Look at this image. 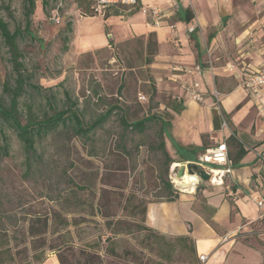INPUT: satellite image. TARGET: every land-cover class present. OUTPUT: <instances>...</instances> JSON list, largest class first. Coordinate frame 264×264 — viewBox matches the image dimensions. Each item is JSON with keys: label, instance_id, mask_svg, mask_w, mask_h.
I'll use <instances>...</instances> for the list:
<instances>
[{"label": "crops", "instance_id": "crops-1", "mask_svg": "<svg viewBox=\"0 0 264 264\" xmlns=\"http://www.w3.org/2000/svg\"><path fill=\"white\" fill-rule=\"evenodd\" d=\"M143 6L161 9L162 24L157 26ZM102 16L75 20L71 49L87 53L154 34L153 80L157 93L170 100L159 110L172 114L164 132L168 153L195 162L207 149L226 143L232 173L225 185L201 182L171 200L145 196L143 220L121 207L107 216L101 191L127 194L144 167L137 157L136 174L125 179L124 188L99 180L92 212L88 200L80 211L69 206L63 212L65 228L54 233L49 214L48 231L37 236L45 244L35 249L27 243L29 264H264V216L251 199L264 195V88L257 98L242 84L245 72L264 63V0H139L127 17ZM178 65L203 67L198 77L204 101L195 100L175 77ZM215 110L224 114L218 127ZM242 148L246 153L235 164ZM82 156L105 169L101 158ZM173 165L178 169L180 162ZM186 175L191 174L179 184ZM49 202L56 208L55 200ZM35 253L43 259L34 260ZM201 255H207L205 262Z\"/></svg>", "mask_w": 264, "mask_h": 264}, {"label": "rangeland", "instance_id": "rangeland-1", "mask_svg": "<svg viewBox=\"0 0 264 264\" xmlns=\"http://www.w3.org/2000/svg\"><path fill=\"white\" fill-rule=\"evenodd\" d=\"M25 4L26 0H0V16L11 31L17 27L25 29ZM116 10L127 17L133 9ZM86 17L89 16L81 12L75 0H36L30 27L35 38L29 33L18 38L28 81L19 98L21 120L26 122L29 109L43 118L74 103L85 123H90L116 108L89 136H76L68 121L67 126L59 125L38 138L31 152L26 151L10 125L0 123V226L8 229L11 237L21 238L35 213L44 214L52 208L49 201L66 185L64 170L68 163L81 165L82 155L89 152L104 154L121 150L119 143L123 135L127 137L126 149L139 151L144 165L139 173L140 181H134V185L147 191L151 198L167 195L163 180L170 181L172 168H166L161 150L152 151L149 147L151 142H156L152 137L158 131L159 121H151V128L142 138L125 127L122 120V114L128 122L147 115L172 118L169 112L159 110L161 102L168 104L170 100L157 93L152 63L147 61L149 57L154 59V36H135L111 47L79 53L71 49L73 28L77 18ZM14 79L10 51L0 37V102L6 105L10 103V94L4 84L7 80L14 84ZM140 94L146 99H140ZM142 140L143 144L136 148V143ZM16 249L14 253L23 247ZM22 257L19 254L17 259Z\"/></svg>", "mask_w": 264, "mask_h": 264}, {"label": "trees", "instance_id": "trees-1", "mask_svg": "<svg viewBox=\"0 0 264 264\" xmlns=\"http://www.w3.org/2000/svg\"><path fill=\"white\" fill-rule=\"evenodd\" d=\"M77 7L86 16L96 15L92 8L91 0H75ZM43 5L46 2L43 1ZM36 7V0H26L25 4V17L26 26L25 29L17 27L14 31H11L9 24L0 16V37L3 42L8 47L11 60L13 63V69L15 74L14 84H11L7 80L4 84V89L10 94V103L6 105L0 102V123L5 122L10 125L16 132L17 136L24 143V147L27 152L35 150V144L38 138L49 134L52 130L56 129L59 125L67 126V122L72 123V129L74 134L78 137H87L94 131L97 127L101 126L113 112L114 108L107 110L105 113L99 115L94 121L90 123H85L81 116L80 111L75 107L74 103H71L66 108L55 110L51 115H45L43 118H38L37 114L33 113L31 109L28 111V116L26 122L21 120V111L19 110V98L25 91V87L28 84L27 78L25 76V65L22 60V52L18 45V38L23 36L25 33L31 34L35 38V35L30 31L31 27V17L34 13ZM121 6H111L106 9L104 18H108L111 15H120L121 13L116 10ZM115 9V10H114ZM70 26V25H69ZM154 36V34H150ZM152 43V42H151ZM155 54L157 50L156 41L153 42ZM148 63H151L152 58H147ZM223 112L219 113L217 110L213 112V119L215 127L219 126L222 121ZM122 120L125 127L130 128L133 132L142 135V138L146 137L148 130L151 128V121H159L160 125L158 131L154 132L152 137L156 142H151L149 145L152 151L161 150L162 154L165 156V166L170 169L171 164L176 160L168 153L165 146V135L164 132L168 127V121L164 117H158L157 115H147L142 118H138L128 122L126 117L122 114ZM144 133L145 136H144ZM126 136L121 137V142L119 143L121 150H116L109 153H87L91 157L101 158L105 169L100 170L97 168L95 160L82 159L84 160L81 164H85L87 167L84 169L81 165L70 162L67 168L64 170L66 176V185L63 189L58 191V194L52 198L57 202L56 208L52 207L44 214L37 216L35 213L29 220L28 225L23 229L21 238L11 237L8 234V229L4 228L3 225L0 226V264H29L27 243L29 242L32 248L37 249V245L41 246L45 244V238L37 236H42L48 231V219L49 214L53 219L52 232H58L64 229L66 226V220L64 218L63 212L69 210V206H72L74 210H81L83 201H89V210L93 211V202L97 196L93 188L97 183L102 181V183H113L114 188L122 189L125 185V179L132 176V172H135L137 168V157H141L139 151H128L126 149ZM141 142L136 143L137 146H141ZM246 153L245 149H240L238 152V157L233 160L235 164L239 163L241 157ZM84 158V157H82ZM67 170L73 172V174H68ZM78 174L75 175V172ZM120 177V178H118ZM137 178V179H136ZM132 180V186L127 194L114 190L113 192L103 189L100 193L101 204H103V213L107 216H115L118 213L119 207L123 208L127 213L139 216L140 219H144L145 216V204L147 199L145 196H149V193L142 190L134 185V181L139 183L140 176H137ZM165 189L167 190L166 196H161L160 198H154L155 200L165 199L171 200L178 195V190L175 189L171 180H163ZM89 189V191H86ZM143 195L139 198L137 194ZM86 195V197L84 196ZM151 198V197H150ZM107 205V206H105ZM12 240L16 243L12 244ZM38 243V244H37ZM23 247V250L13 252L17 247ZM189 248V245H187ZM17 250V249H16ZM19 254H23L22 259H17ZM34 260L41 261L42 256L37 257V253L33 256Z\"/></svg>", "mask_w": 264, "mask_h": 264}, {"label": "built area", "instance_id": "built-area-1", "mask_svg": "<svg viewBox=\"0 0 264 264\" xmlns=\"http://www.w3.org/2000/svg\"><path fill=\"white\" fill-rule=\"evenodd\" d=\"M92 8L95 11L96 15H104L106 9L111 6H121L128 7L129 9H135L139 5V0H91ZM141 10L145 14H149L154 18V22L157 26L162 24L161 15L162 10L159 8H148L141 7ZM194 30L193 27L190 28V31ZM175 72V77L179 79L182 85L188 89L193 98L199 102L204 101V94L201 90V80L198 76L202 75L203 67L200 65L187 66V65H178L173 67ZM244 88L248 91L250 95L259 97L261 91L264 88V63L253 71H247L244 73V78L242 81ZM217 96L218 93L215 92ZM140 99H146L145 96L139 95ZM223 125H226V120H223ZM194 163L199 168L205 170L209 174V179L206 181L212 185H225L226 177L232 173V161L229 159L228 150L226 143L218 144L216 147L207 149L197 161L195 162H186ZM185 173H189L188 170ZM184 173V175H185ZM197 181L194 184V189L203 182L201 177L197 173ZM183 175V176H184ZM182 176V177H183ZM177 175V167L172 169L170 180L173 183L174 187L178 192H184L189 190H183L177 183V180L182 178ZM193 189V190H194ZM192 191V190H190ZM252 201L260 212L261 216H264V195L255 194L251 196ZM207 255H201L200 260L205 262Z\"/></svg>", "mask_w": 264, "mask_h": 264}, {"label": "water", "instance_id": "water-1", "mask_svg": "<svg viewBox=\"0 0 264 264\" xmlns=\"http://www.w3.org/2000/svg\"><path fill=\"white\" fill-rule=\"evenodd\" d=\"M182 165L178 166V169H177V175L178 177H182L185 173L186 170H188L189 173H197L203 182H206L208 179H209V174L199 168L196 164L194 163H188L186 164V162H180Z\"/></svg>", "mask_w": 264, "mask_h": 264}, {"label": "bare ground", "instance_id": "bare-ground-1", "mask_svg": "<svg viewBox=\"0 0 264 264\" xmlns=\"http://www.w3.org/2000/svg\"><path fill=\"white\" fill-rule=\"evenodd\" d=\"M180 165H182L181 163H180ZM191 175H194V174H191ZM191 175H186L184 178H183V180L180 182V185L182 186V187H185V188H187L188 190H193L194 189V184H195V178L193 177V176H191ZM196 176V175H195ZM179 180V179H178ZM178 180H177V182H178Z\"/></svg>", "mask_w": 264, "mask_h": 264}]
</instances>
